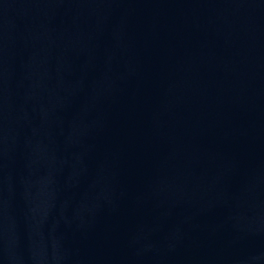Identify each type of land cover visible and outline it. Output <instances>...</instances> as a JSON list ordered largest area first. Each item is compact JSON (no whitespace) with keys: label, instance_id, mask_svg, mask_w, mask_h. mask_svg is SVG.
<instances>
[{"label":"water","instance_id":"water-1","mask_svg":"<svg viewBox=\"0 0 264 264\" xmlns=\"http://www.w3.org/2000/svg\"><path fill=\"white\" fill-rule=\"evenodd\" d=\"M0 264H264V0H0Z\"/></svg>","mask_w":264,"mask_h":264}]
</instances>
